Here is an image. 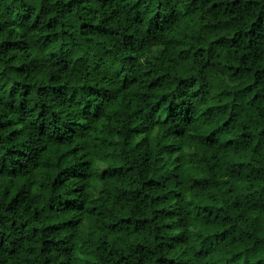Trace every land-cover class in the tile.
<instances>
[{
	"label": "trees",
	"instance_id": "trees-1",
	"mask_svg": "<svg viewBox=\"0 0 264 264\" xmlns=\"http://www.w3.org/2000/svg\"><path fill=\"white\" fill-rule=\"evenodd\" d=\"M0 264H264V0H0Z\"/></svg>",
	"mask_w": 264,
	"mask_h": 264
}]
</instances>
